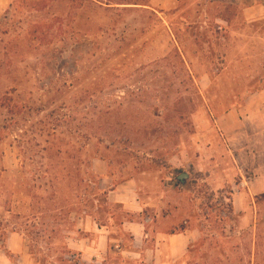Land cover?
<instances>
[{
	"label": "rangeland",
	"instance_id": "rangeland-1",
	"mask_svg": "<svg viewBox=\"0 0 264 264\" xmlns=\"http://www.w3.org/2000/svg\"><path fill=\"white\" fill-rule=\"evenodd\" d=\"M137 1L146 2V10L121 7L110 33L86 40V19L67 14L65 2L15 13L17 0H0V52L9 55L2 61L0 92L25 100L31 94L35 101L51 87L58 99L48 107L76 110L77 128L85 112L97 114L95 126L104 131L101 142L91 141L99 150L91 166L106 169L99 187L130 183L129 195L144 206L137 219L109 202L96 214L98 221L79 217L74 231L61 216L39 215L22 183L35 185L42 197L45 181L22 163L15 133L5 132L0 139V237L7 233L10 252L0 250L5 264H63L60 258L69 259L65 264H264V193L252 190L261 171L260 144L255 120L246 118L255 117L264 91V0ZM35 25L47 34L41 42L32 37ZM77 32L75 43L69 36ZM109 47L110 56L100 59ZM63 81L72 86L61 94ZM7 116L0 110V125ZM59 131L61 152L54 156L66 159L69 152L85 160L81 131ZM183 172L188 178L180 181ZM130 219L149 232L141 245L120 225ZM179 234L188 242L172 258L168 238ZM144 246L154 249L151 261Z\"/></svg>",
	"mask_w": 264,
	"mask_h": 264
},
{
	"label": "trees",
	"instance_id": "trees-1",
	"mask_svg": "<svg viewBox=\"0 0 264 264\" xmlns=\"http://www.w3.org/2000/svg\"><path fill=\"white\" fill-rule=\"evenodd\" d=\"M51 1L55 2V0H17L14 12L19 13L24 8L36 12L39 6ZM57 2H65L67 4V14L74 17L81 14L86 19L84 22V26L87 27L86 33H82V39L85 38L86 40L90 36H97L100 31L104 34L110 33L113 26L112 17L119 8L129 9L140 6L141 8H138L146 10V2L140 3L137 0H57ZM7 15L5 14L3 18ZM55 19L61 22L63 18L61 14H57ZM35 26L36 29L31 32L32 37L41 42L43 38L47 37V34L42 33L39 30L41 28L37 27V25ZM79 35L81 34L77 32L69 36V39H73L75 43H78L80 38L77 36ZM110 49L109 47L107 53H103V51L105 52L104 49L101 52L100 59H106V56H110ZM0 55L1 76L5 69L2 61L9 55H7V52H0ZM109 75L106 76L104 74L100 77L103 83L108 80ZM71 86L72 84L69 85L68 83L66 86V81H63L61 94ZM52 93L53 91L50 87L44 90L43 94L34 101L31 94L25 100L20 96L13 98L6 91L0 92V110H5L8 115L3 119L2 125H0V139L4 137L5 132L15 133L14 143L22 153V157H24L22 163L26 161V166L30 163V166L34 170L39 171L40 177L45 181V196L42 197H39L34 192L33 188H35V185L27 182L22 183V187L27 189L31 206L40 208L37 212L39 215L40 213L50 212L55 219L61 216L66 225L69 226V230L74 231L79 217L88 215L94 216L97 221L99 220L96 214H99L103 205L110 204L108 193L115 186L112 185L111 188L106 187L105 189L100 188L98 182L101 180V176L90 170L91 162L96 158V153L99 151L97 146H91V141L96 139V141L101 142V138L98 135L101 131H104L100 125L95 126L98 115L89 111L85 112L81 127L77 128L73 123L76 119L73 115L76 114V110L66 112L65 104L56 108L48 107L58 99V97L52 96ZM83 93H86V91ZM85 98L86 96L82 97V99ZM39 115H42L40 119L35 120L34 117ZM61 128L71 134L76 133L77 130L81 131V137L84 138L85 142L79 148V151L81 153L84 151L85 160L83 158V161H81L79 158L74 157L73 154L70 156L69 152H67L66 159H58L54 156L56 152H61L60 149L58 150L60 142L57 141L58 133H63V131L62 133L59 131ZM41 138H45L43 144L39 141ZM43 161L45 162L43 163ZM37 163H41L39 168ZM40 167L43 170L40 171ZM9 203H11V200ZM116 206L121 207L120 204H116ZM33 217H37V215L33 214ZM122 222L123 220L120 225ZM98 226L102 225L98 224ZM24 235L28 239H32L31 232L25 230ZM6 236L7 233L4 232L0 237V250L6 255H10L4 243ZM64 246L67 249L66 244ZM30 255L35 259L33 257V248H30ZM58 261L65 264L69 259L60 258Z\"/></svg>",
	"mask_w": 264,
	"mask_h": 264
},
{
	"label": "crops",
	"instance_id": "crops-1",
	"mask_svg": "<svg viewBox=\"0 0 264 264\" xmlns=\"http://www.w3.org/2000/svg\"><path fill=\"white\" fill-rule=\"evenodd\" d=\"M260 100L258 104H255L257 107V113L255 117L253 115H246V118L249 119L250 122H252L251 119L255 120V133L254 137L258 140L257 145V156L259 157L260 162L262 165L259 166L261 169L259 176L255 179V182L252 183V190L254 194L264 193V91L261 92L260 97H258ZM254 117V118H253ZM99 167V166H98ZM97 170H96V169ZM91 170L98 174V175H104L106 173L105 168H97L95 164L92 163ZM126 185V186H125ZM131 184L130 183H124V185L121 183L118 185V187L112 189L108 193V201L111 203L120 204L124 211L126 213L130 214L131 216H136L137 219H139L142 215V212L144 210V206L139 204L137 199L132 198L130 194ZM147 210V209H146ZM151 221L150 217H146V224H148ZM122 229L127 231L134 239V242L137 243V245H141L146 238L149 236V232L146 230V226L142 222L133 221V220H125L121 224ZM160 232V231H158ZM156 233L159 235V233ZM169 240V249L171 252L172 258H176L179 253L185 248L186 243L188 242V239L185 238L183 235H172L168 238ZM7 248V247H6ZM8 249V248H7ZM147 258L146 260L151 261V256L154 254V249H148L144 246V249L142 251ZM150 253L151 256H150ZM134 254H137L136 252ZM138 255V254H137ZM6 261V260H5ZM8 261V260H7ZM6 262L0 260V264H5Z\"/></svg>",
	"mask_w": 264,
	"mask_h": 264
},
{
	"label": "water",
	"instance_id": "water-1",
	"mask_svg": "<svg viewBox=\"0 0 264 264\" xmlns=\"http://www.w3.org/2000/svg\"><path fill=\"white\" fill-rule=\"evenodd\" d=\"M187 178H188V174L185 173V172L181 173V174L177 177V179L180 180V181H184V180L187 179Z\"/></svg>",
	"mask_w": 264,
	"mask_h": 264
}]
</instances>
